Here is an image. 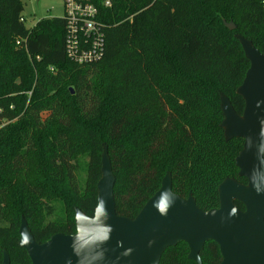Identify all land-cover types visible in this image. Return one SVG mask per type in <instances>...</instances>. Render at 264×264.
I'll return each instance as SVG.
<instances>
[{
	"label": "trees",
	"instance_id": "1",
	"mask_svg": "<svg viewBox=\"0 0 264 264\" xmlns=\"http://www.w3.org/2000/svg\"><path fill=\"white\" fill-rule=\"evenodd\" d=\"M106 1L92 0L104 54L75 63L63 17L27 28L22 0H0V264L4 251L11 264H31L18 246L22 219L45 243L76 233V209L94 216L104 147L120 217L134 219L167 173L173 193L204 212L219 207L226 179L247 183L235 162L244 140L225 139L221 97L243 114L237 89L250 63L232 36L264 54L260 1ZM188 254L181 243L159 264H196ZM200 258L220 264L218 245Z\"/></svg>",
	"mask_w": 264,
	"mask_h": 264
},
{
	"label": "water",
	"instance_id": "2",
	"mask_svg": "<svg viewBox=\"0 0 264 264\" xmlns=\"http://www.w3.org/2000/svg\"><path fill=\"white\" fill-rule=\"evenodd\" d=\"M224 26L236 29L232 22ZM238 39L250 63L237 89L245 108L238 115L222 96L221 127L227 141L244 140L235 162L238 176L247 183L226 179L218 188L219 207L204 212L191 194L183 199L173 193L167 173L134 219L120 217L114 199L116 179L104 147L98 205L93 217L75 210V234H56L39 243L22 220L18 246L31 264H159L167 249L181 243L189 248L188 259L201 264L200 254L208 242L218 245L220 264H264V54L250 41ZM2 264H11L6 251Z\"/></svg>",
	"mask_w": 264,
	"mask_h": 264
},
{
	"label": "built area",
	"instance_id": "3",
	"mask_svg": "<svg viewBox=\"0 0 264 264\" xmlns=\"http://www.w3.org/2000/svg\"><path fill=\"white\" fill-rule=\"evenodd\" d=\"M259 1L264 9V0ZM105 5L110 6V1L107 0ZM64 6L68 58L75 63L100 60L104 54L105 35L97 21L98 10L92 0H64Z\"/></svg>",
	"mask_w": 264,
	"mask_h": 264
},
{
	"label": "rangeland",
	"instance_id": "4",
	"mask_svg": "<svg viewBox=\"0 0 264 264\" xmlns=\"http://www.w3.org/2000/svg\"><path fill=\"white\" fill-rule=\"evenodd\" d=\"M22 2L24 5L23 16H24V21H25L27 28L34 27L36 23L41 19L62 18L65 14L64 0H22ZM232 37L241 46L240 40L238 38L239 37L244 38V36L235 32L233 33ZM59 210H60V207L59 205H57V212L53 216L48 217L47 220L50 221L52 219H55L60 213ZM20 226H19V229H20ZM19 229H18V234H19Z\"/></svg>",
	"mask_w": 264,
	"mask_h": 264
}]
</instances>
